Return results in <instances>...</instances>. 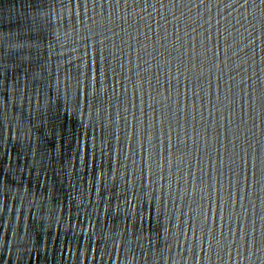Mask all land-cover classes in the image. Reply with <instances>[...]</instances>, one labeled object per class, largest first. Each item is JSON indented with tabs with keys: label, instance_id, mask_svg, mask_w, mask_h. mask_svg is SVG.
<instances>
[{
	"label": "water",
	"instance_id": "water-1",
	"mask_svg": "<svg viewBox=\"0 0 264 264\" xmlns=\"http://www.w3.org/2000/svg\"><path fill=\"white\" fill-rule=\"evenodd\" d=\"M0 264H264V0H0Z\"/></svg>",
	"mask_w": 264,
	"mask_h": 264
}]
</instances>
